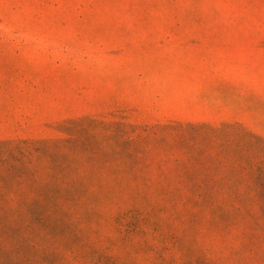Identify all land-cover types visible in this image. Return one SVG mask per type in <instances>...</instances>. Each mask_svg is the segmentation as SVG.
Returning <instances> with one entry per match:
<instances>
[{
  "label": "rangeland",
  "instance_id": "rangeland-1",
  "mask_svg": "<svg viewBox=\"0 0 264 264\" xmlns=\"http://www.w3.org/2000/svg\"><path fill=\"white\" fill-rule=\"evenodd\" d=\"M0 264H264V0H0Z\"/></svg>",
  "mask_w": 264,
  "mask_h": 264
}]
</instances>
